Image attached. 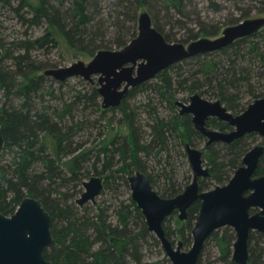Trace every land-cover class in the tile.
<instances>
[{
  "label": "trees",
  "instance_id": "obj_1",
  "mask_svg": "<svg viewBox=\"0 0 264 264\" xmlns=\"http://www.w3.org/2000/svg\"><path fill=\"white\" fill-rule=\"evenodd\" d=\"M0 2L11 5V0ZM23 2L31 8L36 23L46 22L48 26L43 35L26 45L20 43L18 50L4 49L0 55V124L6 138L5 146L0 148V212L13 214L27 195L39 198L52 216L54 242L45 250V255L55 263L165 264L171 261L167 255L155 260L146 258V252L156 244L161 245V241L149 230L132 196L128 200L115 196L112 204L85 211V206L73 200L76 186L94 174L105 178L106 187L113 182L131 191L128 176L142 171L161 196L181 193L193 179L186 144L194 146L196 140L206 138L194 126L191 114H180L177 110L178 90L186 89L189 98L198 93L210 100H220L235 114L264 97V27L219 51L187 58L160 72L155 77L158 79L153 85L154 96L147 98L148 118L144 122L142 105L132 106L129 96L149 81L132 88L120 106L103 109L107 113L120 108L131 132L121 137L112 135L93 151L83 149V142L85 133L96 128V122L90 117L91 112L101 109L97 101L98 87H92L90 92L77 91L67 99L55 92L49 83L54 82L52 78L39 74L38 62L28 56V50L23 53L20 49L28 45L33 48L57 45L61 37L75 56L93 57L100 49L121 48L138 33L141 6L149 9L156 28L172 42L176 39L166 31L167 23L179 21L175 17L186 13L188 0ZM105 2L117 11L115 22L112 15H105ZM247 16L248 13L242 14L244 19ZM238 22L232 20L228 24ZM220 30L217 26L200 29L181 42L200 36H218ZM6 58L13 62L8 64ZM164 108L169 110V115ZM208 126L232 129L228 122L216 117L208 120ZM257 135L249 133L232 143L215 142L209 148L205 146L211 176L200 181L201 188L227 183L242 164L251 139ZM178 158L185 159L189 165L185 174L176 165ZM258 173L264 174V154ZM200 207L201 202H195L188 209L186 220L175 216L177 211L164 220L166 235L173 243L191 244ZM235 240V231L230 226L215 230L207 238L197 264H238L233 260ZM210 242L219 252L214 260L210 256L205 258ZM249 251L250 264H264V232L251 231Z\"/></svg>",
  "mask_w": 264,
  "mask_h": 264
},
{
  "label": "water",
  "instance_id": "obj_2",
  "mask_svg": "<svg viewBox=\"0 0 264 264\" xmlns=\"http://www.w3.org/2000/svg\"><path fill=\"white\" fill-rule=\"evenodd\" d=\"M264 27V16L252 17L228 25L216 37L203 36L189 43L168 41L153 23L150 12L138 17V33L126 45L116 49H100L86 62L79 59L70 65L48 68L44 74L63 82L81 77L95 83L102 97V107L108 109L122 104L126 95L173 64L200 54L219 51L236 40L252 36ZM180 113L193 115L195 127L207 138V146L215 142L232 143L249 133L264 137V97L248 104L238 114L220 100H209L198 93L190 101L178 100ZM216 117L228 122L233 129L223 131L208 127L207 120ZM6 138L0 124V148ZM193 169V179L185 190L173 197H163L154 189L148 175L137 171L128 176L131 196L142 210L148 228L154 232L173 264H197L207 238L215 230L231 226L236 232L233 260L250 264L249 238L251 231L264 232V175L256 176L264 154V144L250 148L240 165L225 184L202 190L199 179L211 175L204 165V151L186 146ZM85 190L77 199L80 206L96 202L104 189V178L94 175L83 183ZM200 201L192 229L193 243L184 249V242L173 243L166 235L164 220L178 212L181 220L188 209ZM252 209L258 211L252 212ZM52 216L39 198L25 196L11 215L0 212V264H70L55 263L46 258L45 250L54 242Z\"/></svg>",
  "mask_w": 264,
  "mask_h": 264
},
{
  "label": "rangeland",
  "instance_id": "obj_3",
  "mask_svg": "<svg viewBox=\"0 0 264 264\" xmlns=\"http://www.w3.org/2000/svg\"><path fill=\"white\" fill-rule=\"evenodd\" d=\"M25 1L32 4H38L39 2V0ZM261 2L262 0H188L186 13L184 15H177L175 17V19L179 20L178 22H168L169 24L167 23L166 31L170 32L171 36L176 39L172 42H181V40L186 39L188 35L191 34V32L198 33L200 29H212L215 26L220 27L221 30L218 34L220 35L222 34L223 29L229 25L228 22L232 20L241 21V19H244L242 14H249V16L245 17V19L264 16V11H261V8L264 6V4ZM23 3V0H11V5L0 2V55L4 49H9L10 51L18 50L16 47H18L20 43L23 42L26 45L28 41L34 40L35 38L43 35L47 29L48 24L46 22L36 23L34 21V14L31 8L24 5ZM104 4L107 6L105 15H112V21L115 22L118 16L117 11L106 2ZM143 11L149 12V9L146 6H141L138 10V17ZM198 36L199 35H197V37ZM207 36L216 37L217 35ZM183 42L189 43L191 41L185 40ZM27 50L28 56L33 61L36 60L38 62L37 66L40 68L39 74H44L45 70L48 68L67 66L79 59L88 62L92 58L75 56L74 52L63 37H61V41L57 45L48 44L42 48H33L32 45H28V48L24 46L22 49H20V52L25 53ZM6 62L11 64L13 60L11 58H6ZM48 77L52 78L54 81H50L49 83L52 84L55 92L57 94L64 95L67 99L72 98L77 93V91L82 90L84 92H90L92 87L98 86L96 76L94 77L96 80L95 83H92L91 81L85 80L81 77H72L63 82L57 81L51 76ZM157 79L158 78H154L150 80L147 86L139 88L135 93L129 96V101L132 106L139 107L142 105L141 113L143 122L148 118V113L145 110L147 109L148 104L147 98L148 96H154L153 85ZM177 98L188 102V91L184 88L179 89ZM97 101L99 102L101 109L91 112L90 117L96 122V128L94 127V130L85 133V141L83 142V149H93V151L97 150L100 146V143L104 140H107L108 137L112 135L114 136L116 134H119L120 137L127 136L130 135L131 132L127 124L124 122L123 112L120 108H116L115 110H110L109 112L104 113L101 95L97 98ZM162 110L166 113V115H169L170 112L167 108ZM177 110H179L178 106ZM90 132H92V134H89ZM251 140L252 142L249 146L250 148L257 144H264L263 138L259 135L254 136ZM206 141V139L196 140L194 146L205 151ZM218 147H221V145H218ZM206 154L207 152L205 151L204 164L206 166H211L207 157L208 154ZM176 165L178 168H180L179 170L182 174H185L187 169L189 170V165L185 163V159L183 158H178ZM92 175L94 174H91L85 178L84 181L88 180ZM84 181L78 182V185L76 186L77 193L73 200L77 205H79L76 201L77 198H79L85 190L83 185ZM131 194L132 192L127 187H118V185H114L113 182H111L110 185L106 187L105 182V187L101 194L97 197V201L95 203L90 201L83 206H85V211L86 209L91 210L92 208H94L95 211V208H98L99 206L112 204V199H114L115 196H118V199L128 200ZM175 216H178V212L175 214ZM152 233L156 236L154 232ZM192 243L193 236L191 244L184 246V249H189L192 246ZM165 255L167 254L165 253L162 244H156L152 247L151 251L146 252V258L150 260L164 258ZM209 256L212 257V260L215 259V256L219 257L218 249L213 242H210L209 247H207L205 251V258L208 259ZM169 263L173 264L172 261L165 262V264Z\"/></svg>",
  "mask_w": 264,
  "mask_h": 264
},
{
  "label": "flooded vegetation",
  "instance_id": "obj_4",
  "mask_svg": "<svg viewBox=\"0 0 264 264\" xmlns=\"http://www.w3.org/2000/svg\"><path fill=\"white\" fill-rule=\"evenodd\" d=\"M206 99H207V98H206ZM179 100H180V99H179ZM181 100H182V99H181ZM209 100H210V99H209ZM177 101H178V100H177ZM177 101H176V102H177ZM183 101H184V100H183ZM189 101H190V98H189ZM189 101H188V102H189ZM185 102H186V101H185ZM175 104H176V103H175ZM176 106H177V105H176ZM178 107H179V106H178ZM179 113H180V107H179ZM180 114H181V113H180ZM185 114H190V113H185ZM191 115H192V114H191ZM210 118H211V117H210ZM210 118H209V119H210ZM209 119H208V120H209ZM192 120H193V115H192ZM208 120H207V124H206L207 126H208ZM193 124H194V122H193ZM194 126H195V124H194ZM208 127H210V126H208ZM210 128H214V127H210ZM196 129H197V128H196ZM216 129H218V128H216ZM232 129H233V127H232ZM197 130H198V129H197ZM220 130H221V129H220ZM230 130H231V129H230ZM198 131H199V130H198ZM223 131H227V130H223ZM256 134H258V133H256ZM203 135H204V134H203ZM258 135H259V134H258ZM204 136H205V135H204ZM259 136H260V135H259ZM261 137H262V136H261ZM205 138H206V140L208 141V138H207L206 136H205ZM262 138H264V137H262ZM207 141H206V147L209 148V147L207 146ZM187 144H190V143H187ZM187 144H186V146H187ZM193 147H195V146H193ZM197 148H198V147H197ZM186 151H187V148H186ZM203 151H204V150H203ZM204 153H205V151H204ZM245 154H246V153H245ZM187 155H188V152H187ZM203 157H204V156H203ZM259 164H260V163H259ZM204 165H205V164H204ZM241 165H242V164H241ZM205 166H206V165H205ZM206 167H209V168H210V166H206ZM192 172H193V171H192ZM210 172H211V171H210ZM234 172H235V171H234ZM260 175H264V174H260V173H258V170H257V172H256V176H260ZM210 176H211V175H210ZM210 176H209V177H210ZM102 177H103V176H102ZM209 177H201V178L199 179V182H200L202 179H204V178H209ZM103 178H104V177H103ZM190 183H191V182H190ZM190 183H189V184H190ZM129 186H130V185H129ZM187 186H188V185H187ZM187 186H186V187H187ZM215 186H216V185H215ZM215 186H213V187H215ZM104 187H105V179H104ZM186 187H185V188H186ZM200 187H201V184H200ZM213 187H211V188H213ZM211 188H209V189H211ZM201 189H202V188H201ZM184 190H185V189H184ZM184 190H183V191H184ZM202 190H207V189H202ZM183 191H182V192H183ZM192 205H193V204H192ZM251 211H252V212H256V211H258V210H257V209H252ZM224 227H225V226H224ZM222 228H223V227H222ZM233 250H234V249H233Z\"/></svg>",
  "mask_w": 264,
  "mask_h": 264
},
{
  "label": "bare ground",
  "instance_id": "obj_5",
  "mask_svg": "<svg viewBox=\"0 0 264 264\" xmlns=\"http://www.w3.org/2000/svg\"><path fill=\"white\" fill-rule=\"evenodd\" d=\"M78 199V198H77ZM77 201V200H76Z\"/></svg>",
  "mask_w": 264,
  "mask_h": 264
}]
</instances>
